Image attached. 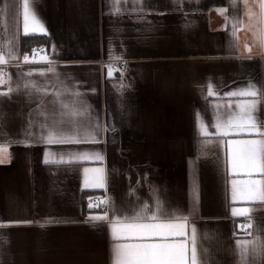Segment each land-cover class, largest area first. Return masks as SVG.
<instances>
[{
	"label": "crops",
	"instance_id": "1",
	"mask_svg": "<svg viewBox=\"0 0 264 264\" xmlns=\"http://www.w3.org/2000/svg\"><path fill=\"white\" fill-rule=\"evenodd\" d=\"M24 3L0 0V264H115L112 248L129 241L113 240L108 220H88L111 218L113 206L120 215L183 211L189 264L193 225L198 264H264V202L232 199L233 180L259 190L264 172L227 164L229 140L264 137L214 126L245 99L228 92L258 86L264 128V0H28L47 31L29 35ZM28 36L48 39L51 63L24 62ZM74 100L77 115L62 107ZM60 126L97 142L41 139ZM93 169L103 187L85 186ZM94 197L108 201L103 211H89Z\"/></svg>",
	"mask_w": 264,
	"mask_h": 264
},
{
	"label": "snow or ice",
	"instance_id": "2",
	"mask_svg": "<svg viewBox=\"0 0 264 264\" xmlns=\"http://www.w3.org/2000/svg\"><path fill=\"white\" fill-rule=\"evenodd\" d=\"M218 11H224L223 9ZM23 32L25 35L41 33L47 34L45 27L39 22L36 15L29 9L28 0L24 3L23 13ZM25 63H51L49 57L44 54V49H33L32 57L25 54ZM0 63H4V57L0 55ZM49 72L54 71L48 69ZM29 73L28 75H31ZM41 76L45 75L44 71H40ZM108 75H113V70L109 66ZM0 83H3L2 74H0ZM27 86V85H26ZM35 86V85H33ZM258 87V86H257ZM257 87L249 86L247 88L236 89L228 92L226 95L230 97H242L236 103L234 114H229L226 120L217 121L214 125L217 133L223 136L229 134H258L264 137V128H262L256 120L255 113L257 111L259 96ZM11 91V88H9ZM37 91H47V89L37 88ZM5 93H0L3 95ZM213 93L211 87L208 95ZM77 97L79 93L75 94ZM251 97L252 99H247ZM57 102L59 101V93H57ZM62 107L69 111L71 115H77L76 101L72 105L62 103ZM231 113V104H229ZM199 135L207 136L208 132L203 123L199 124ZM41 139L47 144H77V143H93L97 142L98 136L95 134H85L81 136L79 130L73 132L71 129H65L63 126L49 130L47 136ZM25 141V145H27ZM4 151L0 146V153ZM79 159L91 160L102 159L98 154L90 152H81L77 154ZM5 161L0 156V164ZM47 153L45 163H48ZM54 162V156H53ZM227 164L230 172L233 173H251L257 168L264 172V139H236L228 141ZM92 175L85 177V186L99 188L104 186V177L101 169H93ZM89 169H85L88 173ZM256 181H232V199L255 201L257 197L264 202V187L259 190L256 187ZM100 203L107 204L104 200ZM89 209L99 207V203L94 204L91 201L88 205ZM233 215H244L250 212V209H241L239 212L233 208ZM89 221L100 222L108 220L111 238L115 241H129L126 243H117L112 248V254L115 258V264H189L188 249L185 240L186 228L188 225V217L181 210H175L173 214L163 212L159 207L156 211L145 212L144 209L136 210L132 215H120L119 210L113 206L111 218L108 213L103 215H90ZM248 227L245 225L241 226ZM180 238V239H176ZM238 246L239 245V242ZM192 256L190 264H198L196 250V229L193 225L192 240Z\"/></svg>",
	"mask_w": 264,
	"mask_h": 264
},
{
	"label": "trees",
	"instance_id": "3",
	"mask_svg": "<svg viewBox=\"0 0 264 264\" xmlns=\"http://www.w3.org/2000/svg\"><path fill=\"white\" fill-rule=\"evenodd\" d=\"M48 45V39L45 37H39V36H28L24 37L21 40V49L24 51H31L34 47H47ZM90 193H83L82 194V201L85 200L86 196H88ZM103 211V208L99 209H89V211Z\"/></svg>",
	"mask_w": 264,
	"mask_h": 264
},
{
	"label": "built area",
	"instance_id": "4",
	"mask_svg": "<svg viewBox=\"0 0 264 264\" xmlns=\"http://www.w3.org/2000/svg\"><path fill=\"white\" fill-rule=\"evenodd\" d=\"M41 48L44 49V54H46V49L43 47H34L33 49H41ZM33 49L31 50V53H30L31 57H32ZM101 201H104L102 197H94L91 202L94 204L99 203V207H93L92 209L102 208L104 206V203H100ZM244 225L248 226V227H243L241 229L240 236L241 237H248L251 234V223L249 221H247L244 223Z\"/></svg>",
	"mask_w": 264,
	"mask_h": 264
}]
</instances>
